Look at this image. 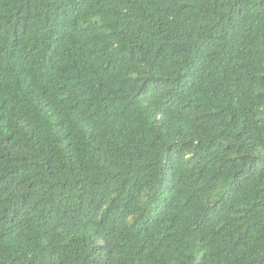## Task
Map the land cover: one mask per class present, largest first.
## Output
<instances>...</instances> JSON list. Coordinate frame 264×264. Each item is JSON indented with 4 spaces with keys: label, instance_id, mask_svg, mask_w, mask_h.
Listing matches in <instances>:
<instances>
[{
    "label": "trees",
    "instance_id": "trees-1",
    "mask_svg": "<svg viewBox=\"0 0 264 264\" xmlns=\"http://www.w3.org/2000/svg\"><path fill=\"white\" fill-rule=\"evenodd\" d=\"M0 264H264V0H0Z\"/></svg>",
    "mask_w": 264,
    "mask_h": 264
}]
</instances>
